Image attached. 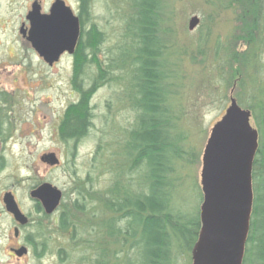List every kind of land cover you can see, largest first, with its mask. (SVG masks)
<instances>
[{
	"label": "rangeland",
	"instance_id": "1",
	"mask_svg": "<svg viewBox=\"0 0 264 264\" xmlns=\"http://www.w3.org/2000/svg\"><path fill=\"white\" fill-rule=\"evenodd\" d=\"M30 1L0 0L2 14L12 21L25 14ZM67 1L78 16L79 0ZM157 1L154 49L159 51L163 108L173 140L166 192L175 213L172 224L180 219L189 232L179 230L174 234L177 239L171 237L167 264H192V234L199 232L203 202L202 156L211 129L224 116L231 97L243 110L258 113L264 107V5L261 7V0ZM135 12V0L91 2L90 22L103 36L97 59L104 69L112 62L113 81L106 82L107 86L98 88L91 97L92 125L79 142L64 141L59 132L66 107L79 101L72 84L74 55L63 56L47 70L32 61L25 50L24 68L27 63L32 65L14 73L22 81L12 86L24 97L18 104H11L14 111L18 107L15 117L24 132L17 150L22 168L19 173L27 182L33 175L32 163L37 164L38 176L49 179L63 192L59 213L68 211V222L77 226L74 240L68 244V264H143L139 229L123 216L128 210L120 212L119 207L107 208L100 202L102 194L106 200L113 201L116 196L125 203L145 192L144 173H130L133 154L127 147L128 135L137 124V90L143 83V79L138 80L135 62ZM192 17L199 23L189 31ZM94 73L81 74L80 78H85L82 82L88 83L87 78L98 81ZM96 85L101 84L98 81ZM251 125L257 131L253 117ZM48 155L55 157L57 165L38 162L39 156ZM85 189L92 195L86 197ZM74 205L81 206L83 212H76ZM51 227L56 228L53 221ZM102 228L105 242H99ZM46 229H50L48 225L43 230L49 238L52 233ZM58 231H53L52 242L62 238ZM112 235L120 241L115 242ZM9 236H13L12 231Z\"/></svg>",
	"mask_w": 264,
	"mask_h": 264
},
{
	"label": "trees",
	"instance_id": "2",
	"mask_svg": "<svg viewBox=\"0 0 264 264\" xmlns=\"http://www.w3.org/2000/svg\"><path fill=\"white\" fill-rule=\"evenodd\" d=\"M91 2L92 0H79L77 16L80 34L73 54L74 81L72 84L74 90L79 94V101L77 104L71 105L64 113L59 127L62 139L73 143L79 142L88 135L93 119L90 99L98 87L96 84L88 87L85 82H82L85 80L84 76L81 79L80 75L86 73L91 65H95L98 70L104 68L97 59L98 47L103 36L98 28L90 22L92 19L90 15ZM260 5L261 7L264 5V0L260 1ZM135 6L134 23L137 44L135 62L138 75L140 73L138 80L143 79V83L138 86L137 124L128 135L127 147L133 154L130 173H144L142 177L145 183V192L135 199L130 197L127 202L120 203L119 209L121 212L123 208H126L128 211L123 216L130 225L135 223L139 229L143 264H167L170 261L167 250L171 237L177 239L174 234H178L179 230L189 232L182 227L180 219L177 223L172 224L171 216H174L175 213L170 208L166 192L168 188L166 177L169 170L167 165L170 161L173 140L169 134L168 121L163 108L165 97L157 64L159 51L154 49L158 35L154 28L158 20V1L135 0ZM260 10L263 12V8ZM107 64L109 66H106L103 71H99L103 74V79H108V74L111 72L112 62ZM249 111L256 122L258 148L251 170L253 201L242 264H246L248 261L251 264H264V107L260 108L258 113V110L249 109ZM85 192L86 197L89 194L92 195L88 189H85ZM74 208L76 212H83L81 206L74 205ZM64 221L60 222L61 230L65 229ZM163 221L167 225L169 224V228L164 227ZM199 222L201 228L200 219ZM192 225L194 226V224ZM68 229L71 231V239L74 240L73 236L76 235L77 226L68 222ZM129 231L131 232V229ZM149 233H151L150 240L148 239ZM130 234L128 233L129 236ZM192 235L193 242L196 243L198 233L194 232Z\"/></svg>",
	"mask_w": 264,
	"mask_h": 264
},
{
	"label": "water",
	"instance_id": "3",
	"mask_svg": "<svg viewBox=\"0 0 264 264\" xmlns=\"http://www.w3.org/2000/svg\"><path fill=\"white\" fill-rule=\"evenodd\" d=\"M28 41L48 63L72 55L79 37V20L71 9L57 1L48 16H39L35 6L27 17ZM192 17L188 30L198 26ZM251 113L234 98L224 116L211 129L202 156L200 211L201 228L192 249V264H242L252 210V163L258 148V132L251 125ZM56 163V162H55ZM47 213L61 199V191L43 185L35 191ZM9 211L19 219L16 208Z\"/></svg>",
	"mask_w": 264,
	"mask_h": 264
},
{
	"label": "flooded vegetation",
	"instance_id": "4",
	"mask_svg": "<svg viewBox=\"0 0 264 264\" xmlns=\"http://www.w3.org/2000/svg\"><path fill=\"white\" fill-rule=\"evenodd\" d=\"M57 1L62 2L63 6L68 8L67 0H31L25 14L21 13L20 16H15L12 21H9L7 15L2 14L0 3V264H68V244L73 242L71 231L68 232V211L65 212V215L59 213L64 200L63 192H61V199L56 209L52 213H47L43 207L42 199L32 195L43 185L53 186L50 180L38 176V169L35 168L37 164L33 163L31 166L33 175L27 182L19 173L22 168L17 150L22 144L24 132L16 121L18 116L15 117V114L19 112L18 107L14 111L11 105L12 103L18 104L24 98L16 93L19 90L12 84L19 85L22 81L19 80V74L14 75L16 71L28 70L32 65L27 63L24 68L26 64L25 50L27 54L31 55L32 61H37L38 65L44 69L51 70L58 63H48L32 47L28 41L30 22L27 19L33 6L39 16H48ZM25 44L28 45L26 49ZM63 56H68V53H63L59 60ZM100 70L103 71L104 68ZM100 70L95 65H91L87 70V72H95L94 74L101 84L96 85L97 89L107 86L106 82L113 81V78L110 77L111 72L108 74L109 78L103 80ZM110 70L112 71L111 68ZM86 81H89L86 83L88 87L98 82L96 78L95 80L87 78ZM67 110L68 106L65 112ZM37 160L51 166L57 165L53 155L39 156ZM100 197L101 204L107 208L113 209L112 206H114V209L117 210L120 205L116 196L113 201L106 200L104 194ZM9 207L16 208L20 215L19 219L9 211ZM56 215L58 218L55 217ZM62 220H65L64 230L60 229ZM52 221L56 228L51 227ZM100 224H103V221ZM44 225H48L50 228L49 232L46 229L47 233H52L49 238H45ZM57 228H59L58 232L61 233L62 238H58V242H52L51 237L54 236ZM102 230L104 231V229L100 230L99 242H105V231L101 234ZM10 231H12V237L9 236ZM128 233L130 234V232ZM112 237L114 238V235ZM118 240L114 238L115 242Z\"/></svg>",
	"mask_w": 264,
	"mask_h": 264
}]
</instances>
